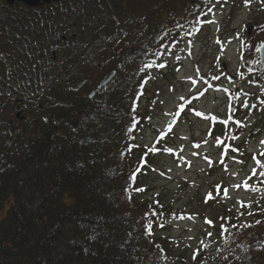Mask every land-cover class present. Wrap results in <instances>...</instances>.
Masks as SVG:
<instances>
[{
	"label": "trees",
	"instance_id": "obj_1",
	"mask_svg": "<svg viewBox=\"0 0 264 264\" xmlns=\"http://www.w3.org/2000/svg\"><path fill=\"white\" fill-rule=\"evenodd\" d=\"M206 2L61 0L32 9L0 0V264L161 259L158 230L175 212L159 196L143 198V174L162 139L152 147L135 141L148 121L136 70L164 42L191 36ZM242 69L255 80L264 71L246 52ZM112 70L113 80L90 99ZM257 100L235 99L232 110L260 108L264 116ZM237 126L214 129L227 135ZM224 212L233 216L228 256L202 264H261L264 211L244 222ZM250 230L256 237L245 235L243 245L240 233Z\"/></svg>",
	"mask_w": 264,
	"mask_h": 264
},
{
	"label": "rangeland",
	"instance_id": "obj_2",
	"mask_svg": "<svg viewBox=\"0 0 264 264\" xmlns=\"http://www.w3.org/2000/svg\"><path fill=\"white\" fill-rule=\"evenodd\" d=\"M201 16L191 36L164 42L136 70L148 121L135 141L152 147L162 139L143 174V198L159 196L175 212L157 231L166 248L154 264L220 260L228 256L232 234L227 224L233 216L224 211L242 222L264 211L263 110L238 116L231 105L235 99L264 101V71L255 80L242 69L245 52L258 63L252 51L264 41V0H207ZM249 22L255 24L250 34ZM228 122L239 126L227 128V135L214 129ZM251 231L240 233L243 245L245 235L246 241L256 237ZM259 258L264 264L263 253Z\"/></svg>",
	"mask_w": 264,
	"mask_h": 264
},
{
	"label": "water",
	"instance_id": "obj_3",
	"mask_svg": "<svg viewBox=\"0 0 264 264\" xmlns=\"http://www.w3.org/2000/svg\"><path fill=\"white\" fill-rule=\"evenodd\" d=\"M61 0H7V3L10 5H14L16 3H23L26 6H28L29 8H37L39 6H42L44 4H50L52 2H60ZM247 32L248 34H250L253 29H254V25L249 23L246 26ZM264 44V41L260 43V45L257 48L258 51V56H259V65L264 67V47H262L261 45ZM55 57V54H54ZM121 65V63H120ZM222 69L226 70V66L225 64L222 66ZM116 75V71L113 70L111 72H109L108 74H106L104 76V78L101 80V82L98 85V90L102 89L104 86L108 85L113 78ZM96 94V91H92L89 95L90 98H93ZM20 108H17V110H19ZM17 117H20V113L17 114Z\"/></svg>",
	"mask_w": 264,
	"mask_h": 264
},
{
	"label": "snow or ice",
	"instance_id": "obj_4",
	"mask_svg": "<svg viewBox=\"0 0 264 264\" xmlns=\"http://www.w3.org/2000/svg\"><path fill=\"white\" fill-rule=\"evenodd\" d=\"M261 46L264 47V44H262ZM209 223H211V221H209Z\"/></svg>",
	"mask_w": 264,
	"mask_h": 264
},
{
	"label": "flooded vegetation",
	"instance_id": "obj_5",
	"mask_svg": "<svg viewBox=\"0 0 264 264\" xmlns=\"http://www.w3.org/2000/svg\"><path fill=\"white\" fill-rule=\"evenodd\" d=\"M16 109V108H15Z\"/></svg>",
	"mask_w": 264,
	"mask_h": 264
}]
</instances>
